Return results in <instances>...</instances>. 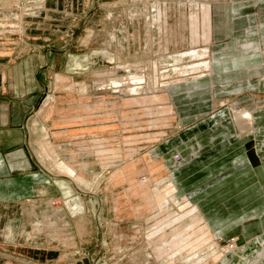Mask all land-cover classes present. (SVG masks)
Instances as JSON below:
<instances>
[{
	"label": "rangeland",
	"instance_id": "obj_1",
	"mask_svg": "<svg viewBox=\"0 0 264 264\" xmlns=\"http://www.w3.org/2000/svg\"><path fill=\"white\" fill-rule=\"evenodd\" d=\"M225 1L0 0V129L52 184L50 197L0 209V264L246 260L245 239L209 230L175 182L191 159L158 149L191 125L171 91L211 73L212 44L228 39L215 30L236 13ZM216 94L256 138L264 77Z\"/></svg>",
	"mask_w": 264,
	"mask_h": 264
},
{
	"label": "crops",
	"instance_id": "obj_2",
	"mask_svg": "<svg viewBox=\"0 0 264 264\" xmlns=\"http://www.w3.org/2000/svg\"><path fill=\"white\" fill-rule=\"evenodd\" d=\"M221 5L236 13H230L228 30H215V41L225 35L228 39L212 44L216 61L211 73L171 91L181 124L191 125L158 149L160 157L179 150L191 159L177 170L175 182L192 196L208 229L219 237L236 234L245 239L246 260L241 263L239 254H231L224 264H254L255 257L256 264H264V239L258 241L264 236V105L252 109L256 138L242 137L230 109L218 108L216 94L218 89L253 84L264 77V0H256L250 11L245 9L249 3L242 0ZM2 134L0 129V209L10 208L5 204L20 206L27 198L50 197L47 175L32 169L20 144L10 145ZM173 140L178 141L170 144ZM194 153L197 157L192 159Z\"/></svg>",
	"mask_w": 264,
	"mask_h": 264
},
{
	"label": "bare ground",
	"instance_id": "obj_3",
	"mask_svg": "<svg viewBox=\"0 0 264 264\" xmlns=\"http://www.w3.org/2000/svg\"><path fill=\"white\" fill-rule=\"evenodd\" d=\"M118 59H119V58H118ZM248 116H249V114H248L247 112H245V113H243V115H242L241 118H242V119H245V120L248 121V120H250V118H249L250 116H249V117H248ZM246 118H247V119H246ZM201 256H202V255H201ZM198 258H199V260H200V257H198Z\"/></svg>",
	"mask_w": 264,
	"mask_h": 264
}]
</instances>
